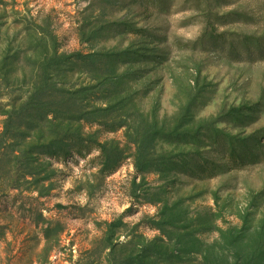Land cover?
Segmentation results:
<instances>
[{
  "label": "rangeland",
  "instance_id": "obj_1",
  "mask_svg": "<svg viewBox=\"0 0 264 264\" xmlns=\"http://www.w3.org/2000/svg\"><path fill=\"white\" fill-rule=\"evenodd\" d=\"M0 264H264V0H0Z\"/></svg>",
  "mask_w": 264,
  "mask_h": 264
}]
</instances>
